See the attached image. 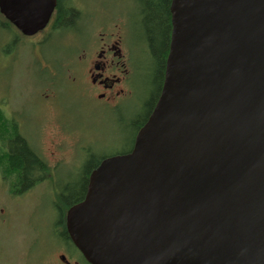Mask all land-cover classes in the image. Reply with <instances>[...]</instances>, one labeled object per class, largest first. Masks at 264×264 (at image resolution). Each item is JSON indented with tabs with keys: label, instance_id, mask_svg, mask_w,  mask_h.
<instances>
[{
	"label": "water",
	"instance_id": "obj_1",
	"mask_svg": "<svg viewBox=\"0 0 264 264\" xmlns=\"http://www.w3.org/2000/svg\"><path fill=\"white\" fill-rule=\"evenodd\" d=\"M55 0H0L27 36ZM158 101L66 233L87 264H264V0H170Z\"/></svg>",
	"mask_w": 264,
	"mask_h": 264
},
{
	"label": "flooded vegetation",
	"instance_id": "obj_2",
	"mask_svg": "<svg viewBox=\"0 0 264 264\" xmlns=\"http://www.w3.org/2000/svg\"><path fill=\"white\" fill-rule=\"evenodd\" d=\"M101 1L55 0L45 26L30 36L18 30L0 12V111L13 130L12 136L2 144L7 158L10 157L8 145L13 139L20 138L42 158L47 156L54 159L62 149L60 142L54 140L56 128L50 129L46 135L39 125H71V121L87 112L92 114L100 111L115 115L126 111L127 114L129 111L125 104L135 95L134 78L141 72H145L147 80L150 78L148 46L137 29L136 13L126 6H131V2ZM169 25L171 32L170 14ZM133 48H138L140 54L135 56ZM166 57L160 90L150 110L146 111V118L145 115L144 119L143 116L133 118L127 114V120L123 122L121 119L120 125H137L140 121L138 125L145 124L161 92ZM142 60L145 64L140 62ZM18 74L33 77L36 81L34 98L40 107L32 116L26 115L22 106L9 104L14 79ZM149 93L150 86L145 84L138 101L142 100L144 104V98L149 97ZM70 106H76L74 113ZM38 112L41 113L39 116ZM141 126L126 150L101 159L129 153ZM58 129L64 131L61 126ZM43 135L48 137L45 149L38 143L39 137ZM68 243L60 239L52 261L49 262L51 254L45 252L36 256L33 264H81L79 257L68 250Z\"/></svg>",
	"mask_w": 264,
	"mask_h": 264
},
{
	"label": "rangeland",
	"instance_id": "obj_3",
	"mask_svg": "<svg viewBox=\"0 0 264 264\" xmlns=\"http://www.w3.org/2000/svg\"><path fill=\"white\" fill-rule=\"evenodd\" d=\"M126 6L132 10V4ZM133 52L135 56L140 54L138 48H133ZM140 62L145 64L143 60ZM134 84L135 95L125 106L129 111L127 114L138 118L145 115L146 102L149 101V97L145 96L144 104L141 103L138 95L145 84H149L151 93L155 88L152 80L145 78V72L134 78ZM35 85L33 77L18 74L14 79V90L9 104L20 105L26 115H34L40 107L34 98ZM75 107L70 106L73 113ZM37 114L39 116L41 113ZM127 114L126 111L115 115L95 111L92 114L87 112L71 121V125H39V129L45 131L46 135L50 129L56 128L57 135L54 140L60 142L61 153H57L54 159L45 155L50 169L45 180L29 192L11 194L10 181L0 175V264H33V259L45 252L51 254L49 262L52 261L60 244L56 228L60 232L57 224L59 211L64 204L63 199L73 198V194L81 190L87 166L130 146L134 129L132 125H120L121 119L123 122L127 120ZM59 126L64 128L63 132L58 129ZM46 135L38 139L42 149L47 147ZM71 253L78 256L73 251Z\"/></svg>",
	"mask_w": 264,
	"mask_h": 264
},
{
	"label": "trees",
	"instance_id": "obj_4",
	"mask_svg": "<svg viewBox=\"0 0 264 264\" xmlns=\"http://www.w3.org/2000/svg\"><path fill=\"white\" fill-rule=\"evenodd\" d=\"M132 4V9L136 13L137 29L141 37L148 46L150 58V78L153 79L154 91L151 93L149 103H147V110L149 111L152 102L156 98L160 90V82L164 69V59L167 52V43L169 39L170 25H169V4L170 0H128ZM72 15V14H71ZM146 110V111H147ZM145 113V118H146ZM144 118V115H143ZM142 118V119H143ZM144 118V119H145ZM132 125L134 133L141 126ZM136 124V123H135ZM12 125L9 124L8 119L0 111V175L4 176L6 180L10 181L11 194H23L29 192L37 184L45 180L46 174L50 167L47 161L39 156L35 151L30 150L25 142L20 138L13 139L12 143L8 145L10 149V157L3 150L5 139L12 136ZM100 159L93 165L87 166L84 174V182L81 190L73 194V198L63 199V208L59 211L58 226L60 232L56 228L57 236L67 244L68 250L75 251L81 261V264H87L78 251L74 248L68 239L65 232L64 219L68 208L80 202L86 190L87 177L94 170L99 163Z\"/></svg>",
	"mask_w": 264,
	"mask_h": 264
}]
</instances>
